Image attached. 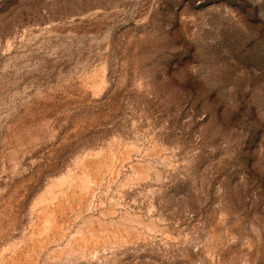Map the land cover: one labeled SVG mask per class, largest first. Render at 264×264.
<instances>
[{
  "label": "rangeland",
  "instance_id": "rangeland-1",
  "mask_svg": "<svg viewBox=\"0 0 264 264\" xmlns=\"http://www.w3.org/2000/svg\"><path fill=\"white\" fill-rule=\"evenodd\" d=\"M0 264H264V0H0Z\"/></svg>",
  "mask_w": 264,
  "mask_h": 264
}]
</instances>
